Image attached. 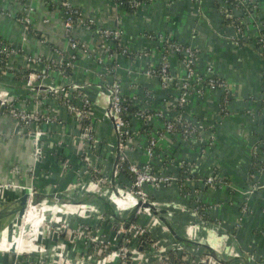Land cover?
<instances>
[{"label": "built area", "instance_id": "1", "mask_svg": "<svg viewBox=\"0 0 264 264\" xmlns=\"http://www.w3.org/2000/svg\"><path fill=\"white\" fill-rule=\"evenodd\" d=\"M110 1L117 8L136 11L158 4L160 0ZM178 1L166 0L169 7ZM191 1L198 13L208 18L204 11L206 0ZM207 1L220 20L219 36L235 46L252 48L264 58V0ZM58 6L62 13L67 45L65 48L52 46L50 56L30 53L24 46L13 44L0 35V76L13 70L15 58H21L25 63L22 75L24 93L9 99L0 92V117L10 116L22 128L23 134L30 137L32 145V160L25 174L27 183L0 181V198L5 199L7 192H28L30 199L26 214L35 217V213H42L44 218L38 226V232L33 237L29 236L30 244L24 251L12 253L9 249L0 250L1 260L9 255V264H151L154 258L160 260L159 264H214L213 261L225 264L215 255L223 254L222 249L227 243V236L221 233L225 220L211 217L213 211L224 206V202L206 201L203 193L208 189L232 188L233 184L227 177L221 176L217 168L210 174H200L195 160L181 161L178 174L168 173L162 168L158 170L154 160L157 157L155 149L167 136L190 143L200 156L215 145V126L205 127L194 116H190L188 101L193 95L204 96L208 91H218L221 95L219 110L222 116H226L232 102L237 99L231 82L218 75L212 64L201 70L200 48L181 41L166 29L144 32V38L156 40V48L133 47L125 43L124 31L120 27L99 24L95 17L87 16L72 0H58ZM1 13L13 16L6 10ZM34 13L35 8L27 5L13 18L26 33H30ZM40 20L45 25L51 24L47 14H43ZM77 27L94 30V34L103 39L100 49L79 38L75 31ZM42 41L47 40L44 38ZM81 56L97 64L95 86L99 91L107 89L109 105L101 118L94 113L95 105L86 92L85 83L72 75ZM174 58L179 60L182 73L173 68ZM121 61L129 64L125 68L129 74L135 71L131 67L133 64L145 63L142 70L145 76L156 78L164 90L170 86L177 90V95L163 97L167 114L159 110L151 112V105H156L160 97L149 86L135 85L138 89L142 88L140 103L144 107L126 101L120 76ZM55 77L61 82L60 88L50 83ZM139 95V92H135L133 98L138 99ZM253 99L259 106L256 110L247 109V113L264 115V86L258 97L251 96L250 100ZM62 109L80 128L78 133L72 135V140L59 142L61 147L75 146L78 150L77 179L66 188L58 183H50L49 190L47 187L45 192L36 185L39 163L48 156L43 126H64L67 119L60 114ZM151 113L161 118L160 124L153 128ZM101 119L112 122L115 140H104L96 135V125ZM137 119L145 123L134 129ZM133 136L137 139L147 137L144 144L146 158L143 162L132 155L134 145H129V141ZM203 140H207V143L198 146ZM105 150L116 152L111 173L107 172ZM11 170L19 177L23 176L19 165H14ZM68 170L69 165L66 164L65 172ZM175 187L187 202H159L152 196V190H171ZM261 188H264V138L252 147L251 168L240 221L256 212L251 197ZM79 189L103 195L116 216L103 213L92 201L63 198V195ZM42 193L54 194V197H44L36 202V196ZM146 203L158 209L168 205L165 209L170 214H186L188 221L182 225L185 233L182 238L188 240V244L176 238L170 225L151 207L145 206ZM261 211L264 212V208ZM21 226L23 232L33 229L31 223L23 224V220ZM55 234L58 235L57 240ZM79 242H82L80 250ZM33 245L35 249L32 250ZM198 246L205 248V254L196 255ZM76 248L78 254L74 256L71 253ZM200 256L201 259L195 262L194 258ZM251 257L259 261L254 255Z\"/></svg>", "mask_w": 264, "mask_h": 264}, {"label": "crops", "instance_id": "2", "mask_svg": "<svg viewBox=\"0 0 264 264\" xmlns=\"http://www.w3.org/2000/svg\"><path fill=\"white\" fill-rule=\"evenodd\" d=\"M72 1L87 16H95L99 24L120 27L124 31V41L129 46L152 47L151 42L143 37L142 32L145 29L168 30L181 41L197 45L200 48L201 61L199 67L201 70L212 64L218 75L231 82L237 99L232 102L230 111L226 116H222L219 110L221 95L218 91H208L204 96L193 95L188 101L187 111L190 116H194L195 120L205 127L215 126V145L211 146L206 154L200 156L187 146L175 148L172 141L174 139L172 136H167L162 143L164 158H159L156 162L160 168L176 174L180 171L179 162L181 163L183 159L195 160L197 171L202 175L210 174L214 168H217L221 176L229 179L233 188L208 189L203 193V198L210 202H224V206L213 211L211 217L217 216L225 220L221 229L227 234L226 248L228 254L230 256L239 254L238 261H243V264H251L245 256L248 254L247 251H251L256 257L260 255L264 257V212L261 211L264 208V188L256 190L251 197V204L258 212L252 216H247L239 226H236L238 224L239 205L244 199V193L248 186L252 147L258 140L264 138V115L247 113V109L256 110L259 106L256 100H250V98L251 96L258 97L264 86V58L252 48L235 46L219 36L220 20L207 0L204 4V11L208 18L198 13L191 0H179L172 7L168 6L166 0H160L158 4L143 7L136 11L117 8L110 0ZM27 5H32L35 8L30 33H26L22 25L13 18L22 12ZM2 10L11 12L13 16L2 14ZM43 14L50 17V25L41 22L40 17ZM75 31L79 38L88 43L94 42L93 31L82 27H77ZM0 35L13 44L24 46L30 53H43L48 56L52 53V46L65 48L67 45L58 0H0ZM44 38L47 40L46 42L42 41ZM93 63L81 56L75 75L84 80L82 82L85 83L86 91L95 102L94 113L98 118H101L105 108L109 105V99L106 91L97 90L94 85V75L85 70L87 67L98 69ZM124 65L129 66L128 63ZM172 65L177 72L182 73L183 69L178 59L174 58ZM12 66L13 70L10 73L0 76V92H3L9 99L17 98L24 93L22 75L25 63L21 58H15ZM145 66V63L133 64L131 67L137 73L131 75H128L125 69L121 70L120 76L127 96L133 95L131 88L133 81H140L151 87L160 98L177 95L175 90H164L156 78L145 76L142 73ZM50 83L57 88L62 86L57 77ZM100 93L103 94L102 98ZM159 105L164 108L163 103H159ZM60 114L67 119L68 124L66 126H43V140L47 146L48 156L39 163L36 185L45 192H47L46 188L50 183H58L66 188L77 179L78 150L75 146L67 147L64 145L61 147L59 142L71 140V135L78 133L80 128L73 119L68 118L64 109L61 110ZM220 122L221 124H219ZM139 125L140 123L136 122V126ZM136 126L135 128H137ZM65 132L70 135L62 136ZM96 133L104 140H115L114 129L110 120L101 119L96 125ZM138 140L132 155L139 162H143L146 158L144 144L139 138ZM31 154L30 137L23 134L22 128L10 116H1L0 181L26 184L28 180L25 174L32 160ZM105 155L108 163L107 172L111 173L116 152L105 150ZM110 159L113 161L111 162ZM66 164L69 165V170L65 172ZM14 165L21 167L23 176L19 177L11 170ZM11 195V192H7L6 199H10ZM152 196L159 202H187L180 196L176 187L171 190H152ZM92 198L89 197L87 200ZM231 201L234 204H231ZM161 209L166 211L162 213L161 218L170 225L172 230H174L172 223L183 225L188 221L186 214L181 212L170 214L165 208ZM24 219H27V214H25ZM31 225L34 228L36 223L33 222ZM232 230L236 232V238H233ZM181 231L183 232L184 228L181 227ZM26 233L29 234L27 236L34 234L32 229L24 230V232L22 230L14 240L21 239ZM174 234L176 235L175 231ZM175 237L180 240L182 238L180 236ZM29 244L28 240L23 246L26 247ZM81 244L82 242L78 244L79 250ZM33 249H35V245L32 246ZM71 254L76 256L78 254L77 248Z\"/></svg>", "mask_w": 264, "mask_h": 264}, {"label": "rangeland", "instance_id": "3", "mask_svg": "<svg viewBox=\"0 0 264 264\" xmlns=\"http://www.w3.org/2000/svg\"><path fill=\"white\" fill-rule=\"evenodd\" d=\"M73 2V1H72ZM74 4V3H73ZM92 17H95V16H92ZM96 18V17H95ZM103 26H105V25H103ZM107 27H113V26H107ZM113 28H115V27H113ZM93 31V34H94V30H92ZM146 31H149V32H151V29L149 30V29H145L143 32H142V35L144 34V32H146ZM195 31V30H194ZM173 34V33H172ZM144 37V36H143ZM148 40V39H147ZM102 41H103V39L102 38H99V37H97L95 34H94V42L93 43H89V45L90 46H92V47H96L97 49H100V47H101V44H102ZM150 42H151V45L153 46V48H156V40H149ZM194 45V44H193ZM80 59H81V57H79L78 58V61H77V64H76V68L72 71V75L73 76H76L75 74H76V70H77V68H78V65H79V62H80ZM87 61H90V62H94V61H92V60H89V59H86ZM95 63V62H94ZM93 63V64H94ZM121 63H122V65H121V70L122 69H125V68H127V66H125L124 64L126 63V62H124V61H121ZM96 64V63H95ZM96 66H97V64H96ZM86 72H88V73H92L93 75H94V80L96 81V69H93V68H91V67H87L86 69ZM121 70H120V73H121ZM126 70V69H125ZM173 71V70H172ZM127 72V71H126ZM175 72V71H174ZM134 73H137L136 71H134ZM133 73V74H134ZM127 74L128 75H131V74H129L128 72H127ZM77 77V76H76ZM77 79H79L81 82L82 81H84V80H82L81 78H78L77 77ZM136 84H140L141 86H147V85H145V84H143L142 82H140V81H133V83H132V85H131V88H132V90H133V95L135 94V92H139V98L138 99H134L133 98V95L132 96H127V94H126V92L124 91V87H123V94H124V98L126 99V101L127 102H132V104L134 105V106H137V105H139V106H141V107H144V105H142L140 102L142 101V92H141V90H142V88H136ZM94 85H95V82H94ZM160 86H161V84H160ZM97 88V87H96ZM87 90V89H86ZM97 90H100V89H98L97 88ZM168 90H175V92H177V90L176 89H174L173 87H169L168 88ZM102 91H106L107 92V89L106 88H104ZM87 92V91H86ZM178 93V92H177ZM89 95V94H88ZM90 96V95H89ZM91 97V96H90ZM100 97L102 98L103 97V94L102 93H100ZM91 99H92V97H91ZM76 100V99H75ZM92 101H93V103H94V105H95V102H94V100L92 99ZM159 103H164V99L163 98H160L159 100H158V103L156 104V105H151V112H156L155 110H159L161 113H165V114H167L166 113V110H165V108H163V106H161V105H159ZM66 114H67V112H66ZM67 116H68V118H70V116L67 114ZM65 118V117H64ZM66 119V118H65ZM160 121H161V118H159V116H155L153 113H151V127L153 128L154 126H157L158 124H160ZM136 122H139L140 123V125H143L145 122H143L142 120H140V119H137L136 121H135V126H136ZM68 123H66L64 126H66ZM139 125V126H140ZM134 129H135V127H134ZM152 132V131H151ZM95 133H96V131H95ZM68 136V135H70V134H64L63 133V135L62 136ZM78 135V134H77ZM96 135H98L97 133H96ZM114 135H115V130H114ZM74 137V136H73ZM146 138L147 137H145V139H140V140H142V144H145V140H146ZM71 140H72V135H71ZM139 140L137 139V137H131L130 138V141H129V145H134L133 146V150L135 149V145H136V143L138 142ZM173 141V146H175V148H179L180 146H187L190 150L192 149V150H194L195 151V149H193L194 148V146H192L190 143H187V142H181V141H176V140H172ZM162 143H163V141H161L160 143H159V145H158V147L155 149V153L157 154V157L155 158V160H154V164H155V166H156V168L159 170V169H161L159 166H157V164H156V160L157 159H159L160 157L161 158H164L163 157V153H164V151H163V148H162ZM205 143H207V140H203V143H198V146H204V144ZM186 158V157H185ZM184 160V159H183ZM182 160V161H183ZM252 161V160H251ZM180 162H179V167H180ZM250 168H251V166H250ZM248 182V181H247ZM232 188H233V186H232ZM178 190V189H177ZM178 193H179V191H178ZM65 195H67V194H65ZM94 195H97L98 197H103L104 198V196L103 195H98V194H94ZM94 200H95V198L93 199H91V200H86V201H92L93 203H95V204H97V202H94ZM165 202V201H164ZM230 203H232V204H234V202L233 201H231ZM242 203H243V201L242 202H240V208H239V214H238V224L236 225V226H239L240 225V223L241 222H243L244 220H245V218L243 219V221H240V217L242 216V208H241V205H242ZM100 208H101V206L99 205V204H97ZM168 206V205H167ZM223 207V205L221 206V208ZM220 208V209H221ZM256 212H258V210H256ZM256 212H254V213H251L249 216H252V215H254ZM160 214V216L162 215V213H159ZM35 217H33V216H28L27 217V219L25 220L24 218H23V224L25 223H36V225H35V227L32 229V232H34V234H36L37 232H38V226L40 225V223H41V218L42 217H40V215L39 214H35L34 215ZM22 221V219H20V220H18L17 222H16V224L17 225H20V222ZM173 225H172V228H174V231H175V233H176V235L177 236H180V237H182V236H184V231L182 232H180V228L182 227V229H183V226L182 225H175L174 223H172ZM34 225V224H33ZM223 226V225H222ZM235 229H237V228H235ZM234 230V229H233ZM231 231V233H232V236H233V238H236L237 237V234H236V232L235 231ZM230 232V231H229ZM221 233H223L225 236H227V234H226V232L224 231V230H222L221 229ZM34 234H31L30 236L31 237H33L34 236ZM11 235V233L9 232V236ZM224 239V238H223ZM2 243H5V241H1V245L2 246H4ZM192 245H195V244H193L192 243ZM2 248V247H1ZM201 248H203V247H199L198 246V252L196 253V255H203V254H205L204 252H205V248H203V249H201ZM200 249H201V251H200ZM226 249V248H225ZM225 249H222V251L223 250H225ZM247 252H249L251 255H249V254H246L245 256L248 258V260H249V262L251 263V264H264V257L262 256V255H260V256H258V257H256V259H259V261L258 260H253L252 259V257L251 256H253V254L254 253H252L251 251H247ZM0 253H1V251H0ZM1 255V254H0ZM221 256L223 257V259L224 260H226V261H224L225 262V264H228L229 263V261H231L232 260V264H243V261H238V257H239V254H237V255H235V256H230V255H225V254H221ZM244 256V255H243ZM12 258L14 257V256H11ZM201 257L202 256H200V258L198 257V258H194L195 259V262L196 261H198L199 259H201ZM7 258H10L9 257V255L7 256ZM0 259H1V257H0ZM227 262V263H226ZM160 263V260L158 259V258H154V260H153V262L151 263V264H159ZM213 263L214 264H218V262L217 261H213ZM0 264H3V263H1L0 262ZM205 264H208V263H205Z\"/></svg>", "mask_w": 264, "mask_h": 264}, {"label": "water", "instance_id": "4", "mask_svg": "<svg viewBox=\"0 0 264 264\" xmlns=\"http://www.w3.org/2000/svg\"><path fill=\"white\" fill-rule=\"evenodd\" d=\"M12 195L10 199H2L0 198V245L1 241H5V243H11L9 248V252L15 253L17 244H14L13 237L20 235V225H17L16 222L20 219L23 220L26 210L28 207L30 194L28 192H11ZM44 197L53 198L54 194H38L36 196L35 201L38 202L42 200ZM145 206H149L153 209V211L157 214L165 213L164 209H158L157 207L146 203ZM9 232L11 235L9 236ZM65 235V234H62ZM13 236V237H12ZM11 237V239H10ZM55 240L58 239V235H54ZM0 250H5L0 247Z\"/></svg>", "mask_w": 264, "mask_h": 264}, {"label": "trees", "instance_id": "5", "mask_svg": "<svg viewBox=\"0 0 264 264\" xmlns=\"http://www.w3.org/2000/svg\"><path fill=\"white\" fill-rule=\"evenodd\" d=\"M89 197H93V198L97 199L96 202H97V204H99L101 206V210L103 211V213L116 216L114 209L112 208V206L110 205V203L108 202V200L105 197L104 198L98 197L97 195L87 193L86 191H84L82 189L76 190L74 192H70L67 195H63L64 199H69V200H74V201H86ZM6 198L7 197H5V199ZM181 241L185 245H187L189 242L188 240H186L184 238H181ZM215 255L218 259L226 261L223 259V257L221 255L216 254V253H215ZM0 262L3 264H9V261L6 257L2 258V260L0 259ZM233 262L231 260V261H229L228 264H232Z\"/></svg>", "mask_w": 264, "mask_h": 264}, {"label": "bare ground", "instance_id": "6", "mask_svg": "<svg viewBox=\"0 0 264 264\" xmlns=\"http://www.w3.org/2000/svg\"><path fill=\"white\" fill-rule=\"evenodd\" d=\"M116 157V156H115ZM112 158V157H111ZM110 161L112 162L113 161V159L111 160L110 159ZM156 161H158V160H156ZM108 164V163H107ZM111 164V163H110ZM156 164H157V162H156ZM107 170H108V167H107ZM166 172H168V171H166ZM109 173V172H108ZM168 173H170V172H168ZM179 173V172H178ZM164 208H168L169 206H167V205H162ZM36 214V213H35ZM39 215H40V217H42L41 218V220H43L44 218H43V214L42 213H39ZM28 216H32L31 214H28L27 213V217ZM227 229V228H226ZM29 233V232H28ZM28 233H26V234H24V236H22V238L21 239H19V238H17L16 240H14V238L15 237H13V241H14V244H17V248H16V250L17 251H24L25 250V247L23 246L24 245V243L25 242H27L28 240H29V236H27V235H29ZM25 236H27L26 238H24ZM31 237V236H30ZM226 238V241L228 240V238L227 237H225ZM10 239H11V237H10ZM28 239V240H27ZM219 241H223V240H219ZM225 241V242H226ZM4 246H2V245H0V247H2V248H4V249H9L10 248V246H11V243H2ZM26 246H28V245H26ZM226 248V246H224V248L223 249H225ZM228 252V250H227V248L225 249V250H223L222 251V253L223 254H228L227 253Z\"/></svg>", "mask_w": 264, "mask_h": 264}]
</instances>
